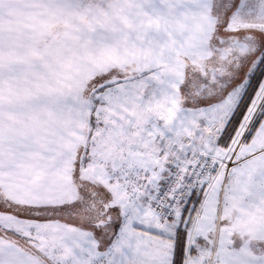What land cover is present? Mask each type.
<instances>
[{
  "label": "snow or ice",
  "instance_id": "1",
  "mask_svg": "<svg viewBox=\"0 0 264 264\" xmlns=\"http://www.w3.org/2000/svg\"><path fill=\"white\" fill-rule=\"evenodd\" d=\"M0 264H264V0H0Z\"/></svg>",
  "mask_w": 264,
  "mask_h": 264
}]
</instances>
